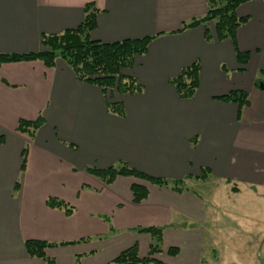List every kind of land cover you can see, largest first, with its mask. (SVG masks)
Wrapping results in <instances>:
<instances>
[{"label": "crops", "instance_id": "crops-1", "mask_svg": "<svg viewBox=\"0 0 264 264\" xmlns=\"http://www.w3.org/2000/svg\"><path fill=\"white\" fill-rule=\"evenodd\" d=\"M91 2L93 39L154 36L124 70L143 90L113 94L124 105L119 115L62 58L53 67L41 60L0 65V264H130L113 260L135 244L149 256L153 238L139 228L150 226L163 230L154 255L163 264H262L263 0L240 4L237 15L247 20L234 40L222 41H207L203 25L182 29L206 15L208 0H0V54L42 50L43 36L77 28ZM238 52L248 54L247 63ZM195 61L199 87L183 99L171 79ZM233 90L248 94L241 109L218 98ZM40 116L33 136L18 130L21 119ZM124 164L170 184L127 175L107 184L86 171ZM176 180L181 189L173 188ZM133 184L148 189L140 203ZM204 184L212 185L197 189ZM51 196L71 204L73 214L49 207ZM29 239L57 243L46 249L54 262L30 256Z\"/></svg>", "mask_w": 264, "mask_h": 264}, {"label": "trees", "instance_id": "trees-1", "mask_svg": "<svg viewBox=\"0 0 264 264\" xmlns=\"http://www.w3.org/2000/svg\"><path fill=\"white\" fill-rule=\"evenodd\" d=\"M252 0H208V10L205 16L193 19L184 23L182 29L203 25L205 28V39L225 40L235 39L237 28L247 18L237 15V8L240 4ZM264 2V0H263ZM85 17L83 22L75 29H68L61 34L45 35L42 39L43 49L37 52L0 54V65L6 62L41 60L48 67H53L58 58L64 59L74 70L76 77L91 84L99 86L108 99L109 110L119 115L124 114V105L121 101L113 99V94L136 93L143 90L138 79L127 75L124 70L131 68L137 56L146 53L148 46L154 36H146L136 39H124L121 41L106 43L95 40L91 37V31L96 27L97 8L93 2L84 6ZM238 60L245 64L248 62L247 53H237ZM200 63L195 61L190 66L182 69L181 73L171 79V83L177 89L178 95L183 99L192 98L199 87ZM262 86V82H257ZM223 101L238 103L240 109L248 103V94L242 90H233L227 95L218 97ZM44 119L40 116L37 120L31 121L21 119L18 130L33 136L35 131L41 127ZM28 148L22 153V171L25 170ZM206 170V168L204 169ZM86 171L101 178L107 184L112 183L117 176L127 175L145 179L157 185L168 186L170 182L162 177H155L145 172L124 164L121 167L110 166L108 168L88 167ZM183 182L176 180L173 188L181 189L178 185ZM19 183H17L18 187ZM133 200L140 203L147 198L148 189L139 184L132 186ZM47 205L51 208L61 209L67 215L74 212V207L63 199L51 196L47 199ZM140 231L149 233L153 241L150 246V254L141 257L137 245L124 250L113 261L130 264H163L154 258V255L161 251L163 241V230L161 227L150 226L139 228ZM89 238L83 241H88ZM63 244V243H61ZM57 245L39 239H29L25 242V248L32 257H40L53 263L54 259L47 257L46 249ZM177 248H170L171 254L177 253Z\"/></svg>", "mask_w": 264, "mask_h": 264}, {"label": "rangeland", "instance_id": "rangeland-1", "mask_svg": "<svg viewBox=\"0 0 264 264\" xmlns=\"http://www.w3.org/2000/svg\"><path fill=\"white\" fill-rule=\"evenodd\" d=\"M211 185H212V184H211ZM211 185H210V184H204L203 187H199V186H198L197 189H198V188H199V189L201 188L200 190L205 192V191H208V190L210 189ZM259 253H260V252H259Z\"/></svg>", "mask_w": 264, "mask_h": 264}, {"label": "built area", "instance_id": "built-area-1", "mask_svg": "<svg viewBox=\"0 0 264 264\" xmlns=\"http://www.w3.org/2000/svg\"><path fill=\"white\" fill-rule=\"evenodd\" d=\"M260 259H261L262 264H264V250L260 254Z\"/></svg>", "mask_w": 264, "mask_h": 264}]
</instances>
